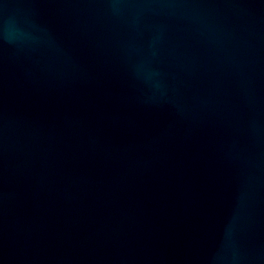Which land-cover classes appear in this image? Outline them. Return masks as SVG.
Here are the masks:
<instances>
[{
    "label": "water",
    "instance_id": "obj_1",
    "mask_svg": "<svg viewBox=\"0 0 264 264\" xmlns=\"http://www.w3.org/2000/svg\"><path fill=\"white\" fill-rule=\"evenodd\" d=\"M0 264H264V0H0Z\"/></svg>",
    "mask_w": 264,
    "mask_h": 264
}]
</instances>
